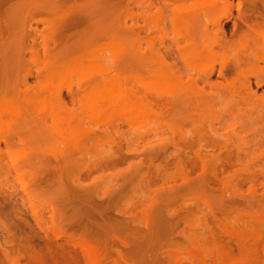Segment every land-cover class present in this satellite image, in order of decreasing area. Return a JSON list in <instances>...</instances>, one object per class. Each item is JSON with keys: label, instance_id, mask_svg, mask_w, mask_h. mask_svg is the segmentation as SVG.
Listing matches in <instances>:
<instances>
[{"label": "rangeland", "instance_id": "1", "mask_svg": "<svg viewBox=\"0 0 264 264\" xmlns=\"http://www.w3.org/2000/svg\"><path fill=\"white\" fill-rule=\"evenodd\" d=\"M203 1L0 0V264H264V123L209 101L264 0ZM179 3L216 52L194 93L172 85Z\"/></svg>", "mask_w": 264, "mask_h": 264}, {"label": "bare ground", "instance_id": "2", "mask_svg": "<svg viewBox=\"0 0 264 264\" xmlns=\"http://www.w3.org/2000/svg\"><path fill=\"white\" fill-rule=\"evenodd\" d=\"M183 3H179V5L177 7L176 17L174 19V25H175V29L178 32V34L180 36H182L184 39V46L178 47V52H179V57L184 62L185 67L188 70H186V68L184 69V66L179 67L177 69L176 73H172V75H171L172 76L171 79H172L173 89L178 94L180 91L182 92V90L184 89L183 87H186V89L191 90L189 92L194 93L193 88H196L195 87L196 86L195 81L198 80V79L196 80L197 77L199 78L198 81L202 80L207 85L213 86V85H211L210 79L216 71L214 68V63L216 60V56H215L216 52L214 51L215 49H213L214 43L211 44V43L207 42L206 39L205 40L203 39L202 31H201L202 25L198 21L195 20L199 15L194 14V11L192 9H190V10L185 9ZM205 3H206V1H205ZM205 3H203V4H205ZM223 5L220 8V10L222 12L224 11V8H225V6L223 7ZM252 6H254V4H252ZM263 9H264V5H263ZM244 22H245V20H244ZM248 28H250V27H248ZM242 30H240L241 34L243 33ZM221 32H224V31L221 30ZM259 37H260L258 39L259 41L254 42L253 41L254 39H253L251 41V43L247 42V43H250L251 45H247L246 48H245V46H243L244 50L243 49L241 50V51H243L242 53L241 52L237 53L236 59L234 62L235 64L233 65L232 68H230L228 66L225 67V64L223 63V64H221V66L218 69L219 70L217 73L218 78L223 79V80L230 78L229 80H226L228 84L226 83L227 86L224 87L223 90L221 89V91H222V92L220 91L221 94L220 93H216L215 95L213 94L214 97L210 96V99H209L210 104L214 107L221 106L222 103H225L224 104V108H225L224 112L227 109L225 113L227 114L228 119L221 120L220 123L223 122V124H225V122L229 119H232V120L238 119L239 120L242 117L247 118V120H249L250 123H252L253 117L259 119L260 122L264 123V98H263V96H261L262 98L259 99L260 97L258 98V96L255 95V93H256L255 90L253 91V89H251L252 83L250 82V80L248 78H246V75L244 73V69H245L246 65H251V67L254 66V69L255 68L256 69L261 68V66H257V64L259 62L264 65V39L261 36H259ZM215 43H217V42H215ZM225 44H226V42L224 41V45ZM243 44H245V43H243ZM176 45L178 46L177 43H176ZM224 45H223V47H224ZM230 45H232V44H230ZM218 46H220V45H217V46L215 45V47H218ZM229 46H227V47H229ZM240 46H242V45H240ZM240 48H242V47H240ZM197 68H199V69H197ZM227 68H229L228 72H227ZM259 70H261V69H259ZM263 70H264V66H263ZM190 71L193 73H196L197 77L195 78L194 74H190V73L188 74V72H190ZM183 72H186V73L184 74ZM183 75L187 76V82H185V83L183 82ZM160 77H163V76H160ZM164 77H163V79H164ZM255 80H257V81H255L257 87H261V85L264 84V81L261 79L257 78ZM236 84H238V86L240 85L241 87L240 88L238 87L239 88L238 89ZM100 88L102 89V86L99 87V89ZM113 88H114V86H113ZM113 88L104 87L102 90L100 89L99 91H96L91 99H89L88 101L86 99L85 106L87 104L88 107H90V109L92 108V110H93V108L97 107L98 104L100 102H102V100L106 101V100H104V99H106V97L107 98L109 97V101H110V98L116 99L118 94H119V91H117ZM213 93H215V92H213ZM122 94L124 96V103L123 104L129 110H132L131 112L134 113L135 110L140 108L139 103L137 101L128 97L129 95H126L125 93H122ZM209 101L202 100L201 104L202 105L208 104L207 102H209ZM112 102H114V101H112ZM9 105L11 106L12 104H9ZM7 110H9V109L7 108ZM10 112H12V111L10 110ZM93 112H95V110H93ZM57 120H58V117H57ZM63 122L64 121L62 119L61 123H63ZM66 126H67V124H66ZM66 126L64 125V127H66ZM65 133H67V131ZM226 143L228 145L230 144V142L227 140H226ZM99 263H100V261H99Z\"/></svg>", "mask_w": 264, "mask_h": 264}]
</instances>
